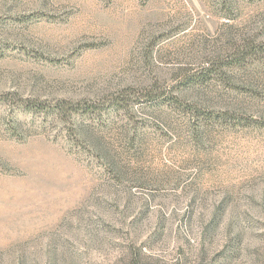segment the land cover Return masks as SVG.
<instances>
[{
	"label": "rangeland",
	"instance_id": "374dc122",
	"mask_svg": "<svg viewBox=\"0 0 264 264\" xmlns=\"http://www.w3.org/2000/svg\"><path fill=\"white\" fill-rule=\"evenodd\" d=\"M0 264H264V0H0Z\"/></svg>",
	"mask_w": 264,
	"mask_h": 264
},
{
	"label": "trees",
	"instance_id": "16d2710c",
	"mask_svg": "<svg viewBox=\"0 0 264 264\" xmlns=\"http://www.w3.org/2000/svg\"><path fill=\"white\" fill-rule=\"evenodd\" d=\"M241 60V59H240ZM239 60V61H240ZM240 62H238V64H239ZM211 67H212V64L210 65V66H208L207 68H205V70H202L198 75H191L190 77L194 80V81H203V79H206V78H210L212 75H214V76H216L217 74L215 73V71H213L212 69H211ZM210 68V69H209ZM194 110H196V109H194ZM193 110V111H194ZM191 111H192V109H191ZM198 121H200L201 119L200 118H198L197 119ZM92 147H94V146H92ZM96 148V147H95ZM99 151H101V153H103L102 152V150H99ZM105 158V160H109L108 159V157H106V155H104V153H103V159Z\"/></svg>",
	"mask_w": 264,
	"mask_h": 264
}]
</instances>
